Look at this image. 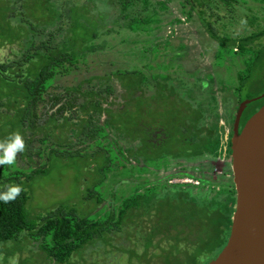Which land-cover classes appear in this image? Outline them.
<instances>
[{
    "label": "trees",
    "instance_id": "trees-1",
    "mask_svg": "<svg viewBox=\"0 0 264 264\" xmlns=\"http://www.w3.org/2000/svg\"><path fill=\"white\" fill-rule=\"evenodd\" d=\"M254 1L264 5V0ZM27 3L32 6V12L25 7ZM151 4L152 0H118L112 5L123 15L121 21L125 22V26L136 31L149 23V17L142 14L148 11ZM244 5V0L183 2L184 8L189 7L188 18L197 16L210 37L218 42L221 48L219 59H223L225 50L230 48L246 56V69L239 76V97L241 87L246 81L245 71L248 72L250 68L249 63L255 61V69L264 72V27L261 28V18L258 16L262 14L264 17V7L255 14ZM103 6L104 4L97 6V2L91 0L82 5L74 0H0V140L19 132L25 140V151L17 154L16 161L30 168L27 172H12L0 178V189L6 184H19L24 189L15 200L8 203L0 201V248L7 245L4 243L17 239L22 246L20 253L12 248L5 251L2 264H12L17 256L19 259L21 256L23 260L25 251H28L23 244L28 243L27 235L42 239L38 245L39 255L43 260L45 257L47 263L54 264H74L72 259L76 256L81 259V263L76 264H90L83 254L98 242L108 247V255L112 256L117 251L127 253V262L124 264H202L216 249L215 243L221 244L217 251L222 250L227 243L235 207V198L232 196L221 200L195 197L183 190L161 195L155 187L146 188L147 192L141 194L136 188L118 208L114 206L118 200L116 194L111 193L112 208L103 218L94 219L90 214H83L80 206L85 202H94L96 208L104 203V199L101 195L96 197L95 191H87L81 205L70 202V205L55 207L46 214L30 216L27 209L31 198L27 189L28 183L37 176L48 174L49 168L46 164L50 157L66 161L72 160V155L75 154L73 151L67 154L53 149L49 158L45 156L46 162L41 164L36 156L40 158L50 148H43V151L37 146L34 147L35 142L45 144L51 133L54 136L51 143L53 147L65 144L66 141L72 146L74 138L70 133L74 132L79 137L87 133L93 140L100 138L97 141L99 145H103V141H108L111 145V133L94 121L105 113L108 115V127L118 137L137 141L141 133L139 125L123 116L126 113L132 116L135 112L128 109L129 106L132 108V99L141 102L140 106L153 108L155 105L153 101L157 96L142 95V87L146 81L137 71L118 73L124 82L125 96L129 95L126 102L114 101L112 98L108 102V97L114 94V87L108 82L105 88H99L100 86L91 84L93 79L86 80V83H90L87 89H82L81 86L66 88V100L50 93V90H55L53 83L59 75L70 74L74 67H78L80 56L86 55L88 51H96L92 45H87V42L93 43L96 38L94 33L89 35V26L97 27L91 10L93 7ZM238 12H245V15H240L244 17L247 29H253L251 32L240 35L229 32L230 25L236 22ZM42 15L57 17V20L49 22ZM99 18L103 16L100 14ZM65 21L67 25L64 27ZM48 28L49 33L46 34ZM156 84L157 95L166 97V106L173 107L171 121L174 118V130L170 133L165 121L162 124L171 135V138H167L170 141L163 144L164 147L171 146L165 148L168 153L175 157L208 155L210 158H222L230 155V144L225 140L226 130L220 123L201 126L200 121L204 114L201 106L186 103L181 97L178 100L169 99L168 86ZM46 95H49L55 105L53 111L47 112V119L41 123L39 108L45 103ZM81 99L86 104H81ZM263 100L264 98L258 101ZM158 103L159 99L156 104ZM79 110L83 114H78ZM12 118L16 122L15 129L9 127L13 124L10 121ZM62 119L64 122L60 125H65L64 128L57 126ZM53 122L58 124L53 126ZM62 131L65 133H61ZM137 149L139 147L135 142L125 149L119 147L121 154L117 155L108 146L105 150L111 157L104 158H108V166L96 161L93 164L104 175L110 169V162L118 160L119 156L125 159L138 158ZM81 152L78 154H83ZM10 166L12 165H8L5 171ZM3 169L0 166V172ZM93 176L95 182L102 179H98L99 175ZM20 177L25 178V181ZM118 235L127 238L132 246L125 248L119 243L115 244ZM0 251L2 253L1 249ZM114 263V258L108 257V264Z\"/></svg>",
    "mask_w": 264,
    "mask_h": 264
},
{
    "label": "rangeland",
    "instance_id": "rangeland-1",
    "mask_svg": "<svg viewBox=\"0 0 264 264\" xmlns=\"http://www.w3.org/2000/svg\"><path fill=\"white\" fill-rule=\"evenodd\" d=\"M74 1L77 4H82L87 0ZM91 1L97 2V6L104 4L102 8L93 7L91 10L97 27L92 26L93 29L89 26V35L94 33L95 35L93 36L96 38L93 43L87 42V45H92V48H96V51L94 53L93 51H88L86 55L80 56L78 67H74L70 74L66 76L59 75L56 78L53 83L55 90H50L53 96L58 95L59 99L66 100L68 98L65 96L67 94L66 88H78V86H81L82 89H87L90 83H86V80L93 79L94 81L91 84L98 85L100 86L99 88H105L108 82L114 87V94L109 97L108 94L106 96V98L108 97V102H111V98L114 101L121 102L123 100L126 102L129 95L125 96L124 82L118 73L137 71L144 76L146 81L142 87V95L157 96L153 101L155 104L159 99L156 83H161L168 86L170 91L169 99L178 100V94L174 92L178 90L180 96L188 100V102L201 106L200 109L203 110L206 116V118L204 116L202 123L200 122L201 126H211L209 124L212 122L214 124L218 122L221 124L225 123L228 128H231L235 123V114L241 103L239 98L243 99L242 102H244L248 99L261 97L264 94V72L261 73L255 69V61H252L249 63V71H245L246 75L244 77L246 81L241 87V96L239 97V76L246 69V56H242L237 50L230 48L225 50L224 58L219 59L221 48L218 42L210 37L197 16L194 15L188 18L187 11H189V7L184 8V0H152L148 11L142 14V16L149 17V23L136 31L130 30L125 26V22L121 21L123 15L112 5L118 0ZM244 1V6L255 14L261 12L264 7V5L256 3L254 0ZM25 7L29 12H32V6L29 3ZM100 14L103 18H99ZM240 14L245 15V12L236 14V22L230 25L229 32L232 35L245 34L253 30L247 29L245 19ZM42 16L44 17L43 19L49 22L57 20V17ZM258 16L261 18L259 22L261 28H263L264 17L262 14ZM66 25L65 21L64 27ZM46 32V34L49 33V28ZM89 35L88 38H90ZM49 39L51 40L52 38L49 37ZM73 46L76 47L75 44ZM251 57L248 56V58ZM79 102L82 104L84 100L81 99ZM131 103L132 108L129 106L128 109L135 110V112L132 116H129V113L124 114V119L128 118L137 123L141 119L148 122L156 119L162 124L165 121L169 129L171 131L174 130V118L171 121L172 113L168 109L169 107L167 108L168 110L163 107L147 108L148 113L143 114L141 109L138 110L141 102L132 99ZM54 105L55 103H52L49 95H46L45 103L39 108L41 123L47 119V112L53 111ZM78 114H81L80 110ZM162 115L164 117H161ZM107 120L108 115L105 113L94 121L111 133L110 138L113 140L111 145L108 144V141H103V145H99L97 141L100 138L93 140L87 133H85V136L79 137L74 132L70 133L71 137L74 138L72 140L74 145L72 146H69V142L66 141V146L61 144L62 147L61 145L53 147L51 143L54 136L51 133L45 144L35 142L34 147L37 146L42 150L43 148L44 150H46L45 148H50V150L47 149L49 151L46 153H42L40 158L36 156V159L41 164L46 162L45 156L49 158L50 151L53 149L67 152V154L73 151L75 154L72 155V160L66 161L50 157L49 162L46 164L49 168L48 174L37 176L29 183L27 182V189L31 197L30 204L27 207L30 216L46 214L49 210H54L55 207L70 205V202L81 205V200H84L85 193L87 191H95L96 197L101 195L104 203L95 208L94 202H85L80 206V209L83 214H90L94 219L103 218L112 208L110 203L111 193L114 192L116 194L118 200L114 206L118 208L122 201L130 196L143 180H147L150 184L158 185V191L161 195L179 190L185 192L190 190L192 196L217 198L220 200L229 196L235 197L230 160L225 161L210 157L193 159L190 162L177 160L173 164H152L147 166L146 172L139 173L137 158L125 159L119 156L118 160L110 162V169L103 175L99 167L93 163L96 161L98 164L104 163L108 166V158L105 160L104 158L106 156L110 158L111 154L106 153L105 149L111 146L113 152L119 155V153L121 154L119 147L125 149L136 142H126L122 137H118V134L108 127ZM10 121L13 124L9 127L15 129V119L12 118ZM63 122L64 120L62 119L59 124L53 122L52 125L58 124V127L64 128L66 127L65 125H60ZM73 122L76 121L74 120ZM61 133L65 132L62 131ZM62 138H64V134H62ZM85 151L86 153H84ZM80 152L83 154H78ZM23 166L22 163L17 162L5 171L8 165H3L4 169L0 172V178L12 172H27L30 170V168ZM93 175H99L98 179L102 177L101 182L98 180V182H95L96 179H94ZM20 178L22 179V177ZM22 180L25 181V178ZM187 184L192 186V189ZM124 234L126 235L127 233ZM117 238L114 241L115 244L119 243L121 244L120 246L125 248L132 246V243L127 238L121 235H118ZM41 240L27 235L28 243L25 242L23 244L28 251H25L23 260L21 256L20 259L17 256L13 259L12 264H54L53 262L47 263L45 257L43 256V260L42 256L39 255L38 245ZM4 244L7 245L0 248L2 250V253L0 251L1 264L4 263V254L9 248L19 253V250H22L18 239ZM220 245V243H215L216 249L210 253L202 264H209L217 258L219 252H221V250L217 251ZM83 256L89 260L88 263L90 264H97L98 262L108 264V257L110 259L114 258V264H124L128 258L127 253L119 251L112 254V256L108 255V247L102 242L96 243V246L89 247ZM34 259H40L41 261L36 262ZM72 262L74 264L81 263V259L76 256L72 259Z\"/></svg>",
    "mask_w": 264,
    "mask_h": 264
},
{
    "label": "water",
    "instance_id": "water-1",
    "mask_svg": "<svg viewBox=\"0 0 264 264\" xmlns=\"http://www.w3.org/2000/svg\"><path fill=\"white\" fill-rule=\"evenodd\" d=\"M241 103L231 139V166L235 207L227 243L209 264H264V106L240 131L241 120L252 102Z\"/></svg>",
    "mask_w": 264,
    "mask_h": 264
},
{
    "label": "flooded vegetation",
    "instance_id": "flooded-vegetation-1",
    "mask_svg": "<svg viewBox=\"0 0 264 264\" xmlns=\"http://www.w3.org/2000/svg\"><path fill=\"white\" fill-rule=\"evenodd\" d=\"M84 3H82V4H84ZM82 4H78V5H82ZM175 92H176V94H178V97H181L180 96V93L178 92V90H175ZM167 95H169V94L167 93ZM158 97H160L159 98V103L158 104H155L154 107H158V108H161V107L168 108L169 107L168 108L169 110L173 109L172 105H167L166 106V103H167V98L166 97H164V96H158ZM181 99L184 102H186V103L192 104L194 106L196 105L194 103L188 102V100H186L183 97H181ZM241 103H240V105H241ZM253 105H255V106H253ZM262 106H264V100L263 101H257V103H253V104L251 103V104H249V106L244 111V114H243V117H242V120H241L240 131L243 129V127L245 126L246 122L250 119V117L252 115H254L256 112H258L259 109ZM147 108H150V107H147V106H139V110L141 109V113H143V114L148 113L147 112ZM239 108H240V106L237 108V113L235 114V120H234L235 122H236V117H237ZM150 109H152V108H150ZM203 113L204 112H202V114ZM81 114H83V113L81 112ZM204 116H205V114H203V117L201 118V121H200L201 123L204 120ZM205 118H206V116H205ZM137 124L139 125L138 128H140L139 131H141V133H139V138L136 141V143H137V145L139 147V150L137 149L139 151V155H138V158H137L138 159V172L139 173L146 172L147 166H150L152 164H155V165H157V164L166 165L168 163L173 164V162H176L177 160H181L180 162H182V161L183 162H187V161L190 162L193 159H198V158H200V159L201 158H204L205 159V158H208V155H204V156H181V157H175V156L171 155L170 153H168L165 150L166 147H171L169 145H166L164 147V145H163L166 142L170 141V138H171L170 136L171 135L168 134V131L165 130L164 126H162V123H160L159 120L157 122L156 119H154L153 121L148 122V121H145V120L141 119V120L138 121ZM213 124L214 123L212 122L209 125H213ZM234 124H233V126L231 128H228L227 127V124H225V123H222L221 124L220 123V125L223 126L225 128V130H226L225 140H226V142L228 144H230V148H231V139H232V137L234 135ZM171 132L172 131L170 130V133ZM143 137H145V140H144ZM151 137H152V139H151ZM168 137H170L169 140H167ZM125 141L126 142H129L128 139H125ZM146 143H148V144L146 145ZM230 157H231V153H230V155L228 157H226V155H225L224 157L217 158V159L225 160L226 161V160H230ZM186 183H189V182H186ZM153 186L156 188L157 191L159 190L158 185L150 184V183L147 182V180H143L142 183L138 184V189H139V192L141 194H144V193L147 192V189L148 188H153ZM188 187L190 189H192V186H189L188 185ZM188 192L191 194V191L190 190H188ZM235 196H236V194H235ZM195 197H198V196H195Z\"/></svg>",
    "mask_w": 264,
    "mask_h": 264
},
{
    "label": "clouds",
    "instance_id": "clouds-1",
    "mask_svg": "<svg viewBox=\"0 0 264 264\" xmlns=\"http://www.w3.org/2000/svg\"><path fill=\"white\" fill-rule=\"evenodd\" d=\"M25 151V140L19 132L0 140V166L13 165L17 154ZM19 184H6L0 189V201L8 203L15 200L23 191Z\"/></svg>",
    "mask_w": 264,
    "mask_h": 264
},
{
    "label": "built area",
    "instance_id": "built-area-1",
    "mask_svg": "<svg viewBox=\"0 0 264 264\" xmlns=\"http://www.w3.org/2000/svg\"><path fill=\"white\" fill-rule=\"evenodd\" d=\"M188 181V180H187Z\"/></svg>",
    "mask_w": 264,
    "mask_h": 264
}]
</instances>
